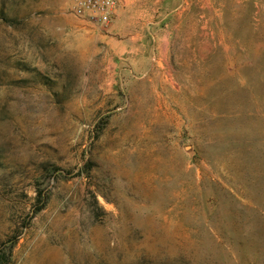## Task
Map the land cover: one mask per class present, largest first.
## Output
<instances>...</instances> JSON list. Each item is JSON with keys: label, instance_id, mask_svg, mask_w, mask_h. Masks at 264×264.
<instances>
[{"label": "rangeland", "instance_id": "obj_1", "mask_svg": "<svg viewBox=\"0 0 264 264\" xmlns=\"http://www.w3.org/2000/svg\"><path fill=\"white\" fill-rule=\"evenodd\" d=\"M0 0V264H264V0Z\"/></svg>", "mask_w": 264, "mask_h": 264}, {"label": "built area", "instance_id": "obj_2", "mask_svg": "<svg viewBox=\"0 0 264 264\" xmlns=\"http://www.w3.org/2000/svg\"><path fill=\"white\" fill-rule=\"evenodd\" d=\"M121 0H71V13L76 18L101 29L116 19Z\"/></svg>", "mask_w": 264, "mask_h": 264}]
</instances>
